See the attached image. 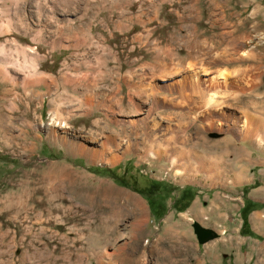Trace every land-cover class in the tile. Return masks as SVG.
Wrapping results in <instances>:
<instances>
[{"label":"rangeland","instance_id":"374dc122","mask_svg":"<svg viewBox=\"0 0 264 264\" xmlns=\"http://www.w3.org/2000/svg\"><path fill=\"white\" fill-rule=\"evenodd\" d=\"M259 5L0 0V264H264V146L239 141L247 115L264 123V61L216 60ZM247 41L236 58L264 49V26ZM191 62L205 83L188 100L174 82ZM240 212L252 229L225 230Z\"/></svg>","mask_w":264,"mask_h":264},{"label":"bare ground","instance_id":"6f19581e","mask_svg":"<svg viewBox=\"0 0 264 264\" xmlns=\"http://www.w3.org/2000/svg\"><path fill=\"white\" fill-rule=\"evenodd\" d=\"M216 1V0H215ZM232 1V0H231ZM238 1H240V3L242 4V5H246L248 2H249V0H238ZM217 3V2H216ZM229 3H230V1H229ZM192 6H191V4L187 7H185L186 9L187 8H191ZM229 7H231V5H229ZM256 9L253 11V13H252V17H249V18H243V17H241V15H242V13H240V16H239V22H238V24H239V30H237V33L239 34V35H241V36H239L236 40L235 39H233V40H231V41H228V43H226V46L221 50V53L220 54H218L219 56L217 57L218 59H216V60H218V61H220V62H224V63H232V62H235V61H237V60H244V61H248L249 60V58H254V59H256V58H258L259 60H261V61H264V49L263 48H261L259 45H258V43H256L257 45H256V47H255V49H253V50H251L250 52H247V54H245L244 52H243V55L241 54L240 55V58H236L235 57V55H234V52H235V50H237L238 48H240V47H245L246 46V44H248V41L247 40H249V39H251V33L252 32H258V30L259 29H261V27L262 26H264V20H260L261 19V16H263L264 15V7H261L260 5H259V7H255ZM251 16V15H250ZM230 17V16H229ZM264 17V16H263ZM227 19V18H226ZM251 19H253V20H251ZM237 23V22H236ZM237 25V24H236ZM227 33V32H226ZM231 34V33H230ZM219 35V34H218ZM36 36V35H35ZM39 36V35H38ZM213 37H215V36H213ZM236 38V37H235ZM242 38V39H241ZM16 39V38H15ZM33 40H37L38 42H40L39 40H40V38H32ZM232 39V38H231ZM218 40V39H217ZM11 42H12V40H10ZM17 41V40H16ZM49 41V40H48ZM56 41H58V40H56ZM79 41V40H78ZM60 42V41H59ZM238 42H240V44L238 43ZM15 43V42H14ZM14 43L12 42V44L14 45ZM48 43V42H47ZM57 43V42H56ZM78 43V42H77ZM97 43V42H96ZM38 44V43H37ZM93 44V43H92ZM102 44V43H101ZM215 44L216 45H223L224 44V42L222 41H214L213 43H211V46H214L215 47ZM9 45V44H8ZM16 45V44H15ZM54 45H56V44H54ZM63 45V44H62ZM74 45H76V44H74ZM18 47H16V51H17V58H18V60H17V62L18 63H21V64H23V62L24 63H29L30 64V66H31V64H33L34 62H32V61H29V60H32L33 58H34V53L36 52V51H34V47H32L31 45H26V46H21V45H17ZM57 46V45H56ZM61 46V45H60ZM95 46V45H94ZM11 47V46H10ZM64 47V46H63ZM13 48V47H12ZM11 48V49H12ZM201 48V47H200ZM260 48V49H259ZM11 49H10V51H11ZM51 49H52V45H51ZM56 49V48H55ZM7 50H9L8 48H7V45L6 44H0V53L2 52V53H4V52H6ZM36 50V49H35ZM202 50V49H201ZM200 50V51H201ZM230 50H232V51H230ZM38 51V50H37ZM204 51V50H203ZM204 52H206V51H204ZM218 52V51H217ZM216 52V53H217ZM190 53V52H189ZM236 53V52H235ZM201 54V53H200ZM247 56H245V55ZM257 54V55H256ZM2 55V54H1ZM0 55V56H1ZM4 55H5V53H4ZM202 55V54H201ZM206 55H207V53H206ZM214 55H215V53H214ZM189 56V55H188ZM194 57H198L200 60H201V57H200V55H198V56H196L195 54L193 55ZM245 56V58H243ZM21 57V58H20ZM209 57H211V56H209ZM192 58V57H191ZM190 58V59H191ZM198 58H196L197 60H199ZM212 59H214V58H212ZM9 60V59H8ZM196 60V61H197ZM215 60V59H214ZM29 61V62H28ZM195 61V60H194ZM202 61V60H201ZM213 61V60H212ZM210 62H211V60H210ZM209 62V63H210ZM217 62V61H216ZM194 64L196 63V62H193ZM200 63V62H199ZM189 63H187L186 65H188ZM201 64H202V62H201ZM205 63H203V65H204ZM179 65H181V64H179ZM185 65V66H186ZM196 65V64H195ZM195 65H194V67H195ZM34 67V66H33ZM160 67H162V66H160ZM184 67V66H183ZM189 69H188V71L190 70V72L188 73V74H185V75H183L182 76V78H179L180 80H176L177 82H174L175 84H178L177 85V88H178V92H179V95L181 96V97H183V98H187L188 100H192L191 99V96H192V94H186L185 92H186V90L187 89H189L190 91H196V90H198V92L199 91H202L203 90V82L204 81H202L201 82V80H202V78H201V75H203L204 74V71H203V69H204V67L203 66H200V67H202V68H198L199 67V65H198V67H197V65H196V67L194 68V67H192V62L189 64ZM172 68V67H171ZM177 68V67H176ZM175 68V69H176ZM198 68V69H197ZM35 69V68H34ZM185 69H187V68H185ZM162 70H165V68L164 69H162ZM177 70V69H176ZM175 70V71H176ZM179 70H180V68H179ZM35 71H36V69H35ZM174 71V70H173ZM165 72V71H164ZM171 72V71H170ZM169 72V73H170ZM177 72H179V71H177ZM162 73V72H161ZM184 74V73H183ZM7 75H5V77H6ZM4 77V76H3ZM7 77H9V76H7ZM31 77V76H30ZM30 77H28V78H25V79H22V85L23 86H31L32 84H34V79H31ZM167 77V76H166ZM225 77V79H226V76H224ZM84 78V77H83ZM169 78V77H168ZM10 79V78H9ZM80 79V78H79ZM6 80V79H5ZM204 80V79H203ZM7 81V80H6ZM9 81V80H8ZM11 81V80H10ZM36 81L37 80H35V83H36ZM19 82V81H18ZM10 83V82H9ZM17 83V81L15 80H12V85L13 86H15V84ZM205 83V82H204ZM175 84H173V85H175ZM21 85V84H20ZM9 86V85H8ZM28 89H29V87H28ZM171 89V88H170ZM151 90V89H150ZM189 90H187V91H189ZM8 91V90H7ZM154 91V90H153ZM27 92H28V90H27ZM193 92V93H194ZM154 93V92H153ZM34 92H33V90L31 89V95H33L34 96ZM152 95H154V94H152ZM199 95H201V93L199 92ZM88 96V95H87ZM201 97V96H200ZM86 98V97H85ZM87 99V98H86ZM90 99V98H89ZM214 100V95H210L209 96V101H213ZM84 103H86V102H84ZM208 104H210V103H208ZM140 107V106H139ZM152 115V114H151ZM148 117H149V114H148ZM150 118V117H149ZM55 122H58L57 121V119L56 120H54ZM146 121V120H145ZM61 124V121H60V123L58 122V124H56V125H60ZM244 126H245V128L244 129H241V130H243V132L241 133V135L239 136V138H240V143H257V144H259L260 146H264V123H262L261 121H260V119H258L257 117H255L254 116V114H249V115H247V117H245V121H244ZM64 125V124H63ZM67 126V125H66ZM62 128V127H61ZM63 139H64V136L62 137ZM113 138L111 137V135H107L106 137H105V141H101V144H102V149H104V146H105V144H106V142L107 141H109V140H112ZM88 141H90L91 143L92 142H94V143H97L98 141H95V140H92V139H87ZM225 141V145H226V147L227 148H234V149H237V150H239V152H241L242 153V150H240V148H238L239 146L238 145H236L233 141H232V139L231 138H225L224 139ZM66 141V140H65ZM87 141V142H88ZM114 141H116V140H114ZM169 140H166V142H168ZM110 142V141H109ZM121 143V142H120ZM134 143V142H133ZM169 143V142H168ZM85 144H86V142H85ZM88 144V143H87ZM99 144V143H98ZM131 144V143H130ZM166 144V143H165ZM252 144H249L250 146L252 145ZM79 145V144H78ZM117 145V144H116ZM134 145V144H133ZM241 145V144H240ZM82 146L83 145H79V146H77L78 147V149L79 150H81V149H83L82 148ZM130 146V145H129ZM168 145H166V147H167ZM134 147V146H133ZM124 148H126V146L124 147ZM130 148V147H129ZM158 148V147H157ZM159 149V148H158ZM245 149V148H244ZM89 150V149H88ZM163 150V149H162ZM161 150V151H162ZM86 151V150H85ZM91 151V150H90ZM111 151V150H110ZM152 151V150H151ZM159 151V150H158ZM161 151H159V152H161ZM168 151V150H167ZM167 151H165V152H167ZM82 152V151H81ZM93 151H91V153H92ZM94 152H96V151H94ZM153 152V151H152ZM170 152V151H169ZM194 151L193 150H186V149H173L172 151H171V153L170 154H172V156H173V158L171 159V162H172V164H178L177 162L179 161V159L180 158H182L183 156H186V158H187V160H188V162H189V157H190V155H193V156H197L195 153H193ZM112 153V152H111ZM125 153V152H124ZM248 153H250V152H248ZM246 154L247 155V158H248V156H249V154ZM89 154V153H88ZM98 154V153H97ZM118 154V153H117ZM238 154V153H237ZM102 155V154H101ZM119 155V154H118ZM120 156V155H119ZM189 156V157H188ZM245 156V155H244ZM118 157V156H117ZM116 157V155H114V156H111V159L113 160H115V158H117ZM192 157V156H191ZM250 157V156H249ZM97 158V157H96ZM100 158V157H99ZM245 160H246V158H244ZM107 160V159H106ZM181 160V159H180ZM240 161V159L239 160H236V164L238 163ZM188 164H190V163H188ZM215 172H217L216 170H215ZM220 172V171H219ZM216 174H218V173H216ZM131 194V193H130ZM128 195V194H127ZM128 198V197H127ZM139 199V198H138ZM133 200H135V199H133ZM140 207V206H139ZM138 207V208H139ZM139 210H140V208H139ZM142 211V210H141ZM140 212V211H139ZM146 212V211H145ZM136 219V218H135ZM132 223V222H131ZM133 224V223H132ZM131 224V225H132ZM139 225V224H138ZM133 227H134V225H133ZM138 227V226H137ZM137 229H139V228H137ZM142 229V228H141Z\"/></svg>","mask_w":264,"mask_h":264},{"label":"crops","instance_id":"0c3cea01","mask_svg":"<svg viewBox=\"0 0 264 264\" xmlns=\"http://www.w3.org/2000/svg\"><path fill=\"white\" fill-rule=\"evenodd\" d=\"M103 63V62H102ZM100 63V64H102ZM199 200V197L197 198ZM189 204V203H188ZM188 206V205H187ZM245 207V205L243 206V208ZM186 208V207H185ZM184 210V209H183ZM239 218L237 216L234 215V219L236 220L235 223H223L222 227H224V229L229 230V231H233V232H237L238 235L241 234V232L246 228L249 227L250 229H252V221L249 217V215L247 216H243V213H239ZM233 225H235L234 228ZM224 233V231H222Z\"/></svg>","mask_w":264,"mask_h":264},{"label":"water","instance_id":"95a60500","mask_svg":"<svg viewBox=\"0 0 264 264\" xmlns=\"http://www.w3.org/2000/svg\"><path fill=\"white\" fill-rule=\"evenodd\" d=\"M193 230L198 242L201 244L217 237V233L213 229L203 227L198 223L193 224Z\"/></svg>","mask_w":264,"mask_h":264},{"label":"trees","instance_id":"16d2710c","mask_svg":"<svg viewBox=\"0 0 264 264\" xmlns=\"http://www.w3.org/2000/svg\"><path fill=\"white\" fill-rule=\"evenodd\" d=\"M175 203H176V201L174 202V205H175ZM187 205H188V203L183 204V205L179 208V210H183V209H185V207H187ZM159 216H160V214H159V215H155V217H159Z\"/></svg>","mask_w":264,"mask_h":264},{"label":"flooded vegetation","instance_id":"af4514ba","mask_svg":"<svg viewBox=\"0 0 264 264\" xmlns=\"http://www.w3.org/2000/svg\"><path fill=\"white\" fill-rule=\"evenodd\" d=\"M158 205V204H157Z\"/></svg>","mask_w":264,"mask_h":264}]
</instances>
